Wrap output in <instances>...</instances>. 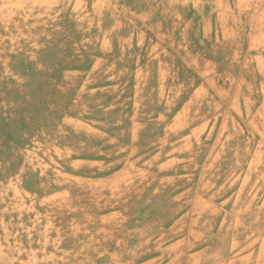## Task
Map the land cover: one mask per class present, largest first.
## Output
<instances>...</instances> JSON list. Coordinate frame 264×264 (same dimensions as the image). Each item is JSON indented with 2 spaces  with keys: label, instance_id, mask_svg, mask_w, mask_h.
<instances>
[{
  "label": "rangeland",
  "instance_id": "rangeland-1",
  "mask_svg": "<svg viewBox=\"0 0 264 264\" xmlns=\"http://www.w3.org/2000/svg\"><path fill=\"white\" fill-rule=\"evenodd\" d=\"M0 264H264V0H0Z\"/></svg>",
  "mask_w": 264,
  "mask_h": 264
},
{
  "label": "bare ground",
  "instance_id": "bare-ground-1",
  "mask_svg": "<svg viewBox=\"0 0 264 264\" xmlns=\"http://www.w3.org/2000/svg\"><path fill=\"white\" fill-rule=\"evenodd\" d=\"M2 248V247H1ZM23 261V260H22ZM22 261H20V262H22ZM12 262V261H11ZM23 263V262H22Z\"/></svg>",
  "mask_w": 264,
  "mask_h": 264
}]
</instances>
